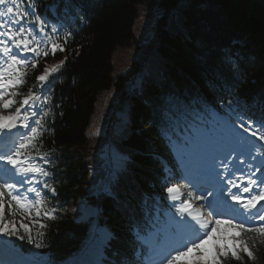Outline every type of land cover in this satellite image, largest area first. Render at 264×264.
Here are the masks:
<instances>
[{
    "label": "trees",
    "instance_id": "1",
    "mask_svg": "<svg viewBox=\"0 0 264 264\" xmlns=\"http://www.w3.org/2000/svg\"><path fill=\"white\" fill-rule=\"evenodd\" d=\"M147 2L36 0L38 14L51 21L52 7L59 4L75 14L74 26H65L54 38L63 51L40 56L36 68H27L23 86L24 91L41 88L36 77L63 61L45 82L49 115L42 120L38 151L32 149L34 155L46 156L48 171L54 169L45 208L57 218L38 237L57 258L77 251L89 237L91 224L77 221L81 201L99 208L100 221L107 218L115 233L113 250L122 252L119 256L133 254L131 224L141 218L146 204L152 207L166 196L159 157H168L163 143L172 130L179 137L189 125L215 117L235 124L244 118L251 124L264 121V0H189L186 5L160 0L154 36L139 45L137 55L114 77V53L138 42L134 24L139 6ZM112 87L110 111L129 105L130 121L121 132L114 131L113 123L111 130L109 123L104 134H89L99 94ZM111 139L124 153L128 171L118 176L120 196L109 199L93 186L104 168L95 152ZM25 245L32 243L27 239ZM249 250L254 259L239 248V260L228 255L221 257L222 264H264V244Z\"/></svg>",
    "mask_w": 264,
    "mask_h": 264
},
{
    "label": "snow or ice",
    "instance_id": "2",
    "mask_svg": "<svg viewBox=\"0 0 264 264\" xmlns=\"http://www.w3.org/2000/svg\"><path fill=\"white\" fill-rule=\"evenodd\" d=\"M11 3L13 6H7ZM0 5H5L4 10H0V136L11 139L15 133L13 129H27L26 133L20 134L18 138L13 141V147L6 153L0 154V160H6L7 164L12 166L13 172L12 178H16L17 174L21 179H17L16 183H10L8 180L0 183V234L11 236L18 233L17 221L14 219L18 214L27 217H31V209H36L35 216L40 217V207L44 204V200L41 197V191L35 187L25 188V193L31 192L35 196L33 199H29L26 194L18 191V185L24 187L25 183L33 185V181L36 184H41L39 179L33 175L27 180L23 179L29 177V174H36L40 177H47L50 173L41 165L35 162L32 149L37 148L36 141L41 135L43 128L42 120L45 116L49 115L48 112L40 113L37 109V101H42L44 104L49 103L48 97L37 95L31 88L28 90L27 95H23L18 101L17 96L22 94L18 91V88L22 86L26 81L27 68L31 66L36 68V57H48L50 54L55 55L56 51H63V48L57 43L52 36L45 32L47 27L44 19L36 13V0H30L27 10H19V5L16 0H0ZM7 17L5 21L3 18ZM31 17V19H28ZM23 22V23H22ZM31 25V26H29ZM38 29V30H37ZM57 26L51 25V32L55 33ZM43 34V35H41ZM37 37H40L39 39ZM47 41V43H42ZM50 45L51 53L48 50ZM28 53L34 54L30 59ZM63 61H61V65ZM61 65H57L51 70L46 69L43 74L36 77L41 88L44 87L45 82L48 81L50 72H55ZM10 114H4L5 110L13 109ZM38 117V118H37ZM240 127H244L242 123ZM259 127L264 128V121L259 122ZM249 129H245L248 131ZM252 136H257V131L251 132ZM260 140H264V135L258 137ZM264 147V145H262ZM40 159L44 163H48L43 156ZM254 159V157H253ZM224 165L225 173L228 175L227 163L221 162ZM242 163V161H241ZM217 177L221 174L217 173ZM235 173H232L234 176ZM252 175H255L253 173ZM252 175L240 177L241 183H237L232 176L227 179V184L232 188H236L239 194L229 193L231 199L239 205L244 213L248 214L244 216V220L239 223L235 222V217L231 220L224 219H207L204 212L199 208L193 206L191 201L193 199H201V197L195 196L192 192H189L187 198L182 200L179 206V213L182 216L190 217V221L185 220V224L189 229L191 235L189 237L181 238L177 242V246L174 247L168 255L164 258L161 264H181L183 258L188 257L191 253H200L204 246L214 238V234L218 231L221 224H228L231 227L239 229L241 232H255L264 236V224H247L248 220L264 221V204L257 205L260 201H264V178L260 179V184L257 185V180L252 178ZM246 179V185L242 186L243 181ZM223 183L224 181L221 180ZM257 186L261 190L245 198L243 193H251L253 191L252 186ZM43 188H49L46 182L42 183ZM51 192H55V188L50 189ZM179 187L173 186L167 189V192L179 193ZM5 195L9 198L7 200L8 213L7 216L13 217L8 219L5 213ZM181 195H183L181 193ZM171 199H180L179 195H172ZM211 207V204L209 205ZM256 210L253 212V210ZM235 211V209H233ZM243 215V214H242ZM43 216L49 217L48 211L43 212ZM32 223L38 225L40 228H44L45 225L39 223L38 220L33 219ZM211 226V227H210ZM19 227L23 228L24 232L29 233L28 241L32 242L31 230L28 224L23 220L19 222ZM21 240L25 239L24 236L19 237ZM216 239H228L227 237H216ZM235 241L236 237H231ZM36 247H41L39 243ZM216 251L210 262L207 264H222L221 257L227 258L229 252L234 259L239 260L237 249L233 246L229 249L226 245H216ZM243 251L248 257L253 258V253L244 243Z\"/></svg>",
    "mask_w": 264,
    "mask_h": 264
},
{
    "label": "rangeland",
    "instance_id": "3",
    "mask_svg": "<svg viewBox=\"0 0 264 264\" xmlns=\"http://www.w3.org/2000/svg\"><path fill=\"white\" fill-rule=\"evenodd\" d=\"M160 0H148L147 4H143L139 6V15L135 21L134 24V32L135 36L137 37V43H135L133 46L125 47V46H119L117 50L114 53L113 56V76L117 77L119 74L123 72V70L127 67L129 60L136 56L139 52L140 48L139 45H145L146 42L152 38L155 34V24L157 17L159 15L158 7L160 5ZM182 2L186 5L189 0H182ZM16 3L19 5V10H25L23 5L21 4V0H16ZM28 3V2H27ZM7 6H13L11 3H9ZM5 5H0V10L5 9ZM178 12V11H177ZM5 21L8 19L7 17L3 18ZM23 23V22H22ZM31 26V25H29ZM38 39L40 37H37ZM43 43V41H42ZM29 58L31 59L34 54L28 53L27 54ZM114 88H110L108 90H105L99 94V104L96 108L95 115L92 117L88 133L93 134L94 136L104 134V132L109 127V123L111 124V130L113 129L112 123L114 124V129L116 131L121 132L125 127L126 124L129 121L128 114H127V106L125 105L122 108H119L117 111H110L112 108V105L110 103V97L113 96ZM105 97V101L104 98ZM109 98V99H108ZM101 99V100H100ZM103 99V100H102ZM37 109H39L38 103H37ZM11 110H5L4 114H10ZM113 122H109V119H111ZM207 127H198L193 130L194 139L193 141L187 139L190 135L186 131L185 134H182V140H187L188 143H190V148H187L185 150H178L176 152V158L177 160H180V154L186 153L188 156L189 163H197V158L200 156V159L202 160V163H213L212 157H216L219 159L220 162L227 163L228 161L231 162H237L238 166L242 167L245 172L253 171L252 173H257V169L264 164V154L262 151L256 147V146H246V144L243 146L242 143H237L235 140L240 138L239 135L235 134V138H233L230 134H228L225 131L221 130V125H217L216 128L214 127V124L212 122H208L206 125ZM232 130V129H231ZM28 131L27 129H20L19 134L24 133ZM232 132H235V130ZM19 136V135H18ZM18 138V137H17ZM13 147V145H12ZM254 157V159H253ZM193 159V160H192ZM242 161V163H241ZM233 164V163H232ZM222 165V166H221ZM235 165V164H234ZM222 167V168H221ZM237 167V166H236ZM220 173L223 172V164H220ZM238 168V167H237ZM3 170L7 171L9 176L11 177L8 179V182L14 183L12 181L17 179H21L19 175L17 174L16 178H12L13 172L15 171L12 169V166L9 164H6L5 168ZM40 176L36 175V178L39 179ZM258 178H264V174H258ZM25 180L28 179V177L23 178ZM185 181V180H182ZM33 185H28L25 183L24 187L20 189V191H23L24 194H26L29 199H33L35 194L28 192L25 193V188L32 187ZM173 186L179 187V193H172L171 195H179L180 199L173 200V202L176 203L177 209H179L180 203L182 200L187 198V195L189 192H192L190 189L186 188L187 186L185 184H179L177 181L174 183ZM172 186V187H173ZM181 193L183 195H181ZM193 193V192H192ZM194 194V193H193ZM197 196L196 194H194ZM199 197V196H198ZM201 201L200 199H193L191 202L197 203ZM201 206L205 207L204 203L201 201ZM195 207V206H194ZM203 211L201 207H196ZM78 209L82 212V219H87L86 217L90 214H92L90 208L85 207L84 205H81L78 207ZM206 209V207H205ZM207 211V210H206ZM204 212V211H203ZM205 215V213H204ZM31 217L23 216L19 218V221L17 222V228H18V235L24 234L23 228L19 227V222L23 220L24 223L28 224L32 223L33 219H30ZM185 220L182 218L180 213L177 211L175 215L173 216L172 225L175 226V230H171V228H168L167 226L162 227L159 231L161 234V249L164 251L165 255L163 257H166L168 253L172 250V248L177 246V242L183 238V237H189L191 235L189 229L187 228V225L184 222ZM264 224V223H261ZM106 228L105 227H99L97 230V234H99V239L102 240L104 237V234H106ZM178 233V235H176ZM215 234L218 237H227L228 239H217L216 244L211 246L210 241L204 246V249H207L210 251L212 255H214L216 251V245L220 246H227L230 241H233L231 237H236L237 239L233 242H242L247 244L248 248H251L254 241L257 242L259 238L262 236L255 232H241L239 229L231 227L228 224H221L218 231L215 232ZM158 237H155L154 240H152L150 243L151 245L157 244ZM213 256H210V260H212ZM161 259L159 257L155 264H158V260ZM186 260V259H185ZM184 260V261H185ZM182 261V262H184ZM183 264H207V261L204 259H193L188 260L186 263Z\"/></svg>",
    "mask_w": 264,
    "mask_h": 264
},
{
    "label": "bare ground",
    "instance_id": "4",
    "mask_svg": "<svg viewBox=\"0 0 264 264\" xmlns=\"http://www.w3.org/2000/svg\"><path fill=\"white\" fill-rule=\"evenodd\" d=\"M133 66V65H132ZM110 82V81H109ZM115 86V85H114ZM228 166V175H224V173H225V168L223 167V172H221L220 173V168H219V162L216 164V166H215V169H214V175L215 176H217L216 174L217 173H220L221 174V176L220 177H217V180L218 181H220L221 182V180H223L224 182L222 183L221 182V184H223V185H225L226 186V190H227V192H232V190L234 189V188H232L231 187V185H229V184H227V179L229 178V176H232V173H235V175L234 176H232V179H234L237 183H239V182H241L240 180H239V178L240 177H247L246 175L247 174H245L243 171H241V170H239L235 165H234V163L232 164V165H227ZM257 180V185H259L260 183L258 182L259 180L258 179H256ZM246 179L243 181V183H242V186H244V185H246ZM230 187V188H229ZM253 187V191H252V193L249 195V196H251V195H253V194H256V193H258L259 191H258V187L257 186H252ZM236 194H239L238 193V191H236L235 192ZM245 198H246V196H244ZM185 219L186 220H188V221H190V217H186L185 216ZM207 219H209L208 217H207Z\"/></svg>",
    "mask_w": 264,
    "mask_h": 264
}]
</instances>
